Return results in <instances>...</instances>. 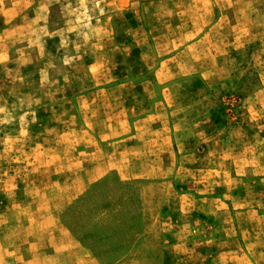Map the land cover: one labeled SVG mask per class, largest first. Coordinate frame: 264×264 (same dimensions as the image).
Masks as SVG:
<instances>
[{"label": "rangeland", "instance_id": "374dc122", "mask_svg": "<svg viewBox=\"0 0 264 264\" xmlns=\"http://www.w3.org/2000/svg\"><path fill=\"white\" fill-rule=\"evenodd\" d=\"M0 264H264V0H0Z\"/></svg>", "mask_w": 264, "mask_h": 264}, {"label": "crops", "instance_id": "0c3cea01", "mask_svg": "<svg viewBox=\"0 0 264 264\" xmlns=\"http://www.w3.org/2000/svg\"><path fill=\"white\" fill-rule=\"evenodd\" d=\"M118 128H120V127H104V131H102V133L99 135V137L100 138H108L107 140L110 142V143H108L107 145H110V146H115L116 148H121L123 145H126L127 143H132V141L133 140H135V139H137L138 137H140V133L137 131V127H133V128H135L136 129V131L135 132H129V134L128 135H124V136H121V135H115V136H109V133H111L112 131H116ZM123 128V127H122ZM134 144H135V142H134ZM113 153H111V154H109V155H112ZM108 170H112V169H108ZM111 172H114V171H111ZM108 173V172H107ZM116 177V176H115ZM108 178V177H107ZM107 178H104L103 180H101V182L102 181H104V180H106ZM116 178H118L120 181H123V180H121L119 177H116ZM138 178L139 177H137V176H135V175H132V176H130L129 178H128V180H129V182H134V181H137L138 180ZM87 181V180H86ZM95 181H97V179L96 178H93L92 180H90V183H93V182H95ZM88 182V181H87ZM124 182V181H123ZM58 230H59V232H60V234H62V231H61V228L59 229L58 228ZM38 243H31V245H34V246H36ZM44 246H42V247H39V248H43V247H45V248H50L49 247V245H47V243L46 242H44ZM39 248H38V250H39ZM37 250V251H38ZM52 250H54V251H58V250H62V249H54L53 247H52ZM34 256V255H33ZM34 258V257H33Z\"/></svg>", "mask_w": 264, "mask_h": 264}]
</instances>
